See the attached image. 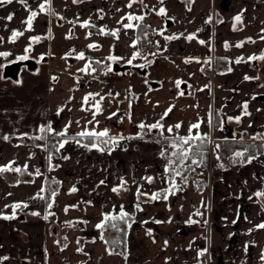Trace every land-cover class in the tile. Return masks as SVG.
Returning a JSON list of instances; mask_svg holds the SVG:
<instances>
[{
  "label": "crops",
  "instance_id": "crops-1",
  "mask_svg": "<svg viewBox=\"0 0 264 264\" xmlns=\"http://www.w3.org/2000/svg\"><path fill=\"white\" fill-rule=\"evenodd\" d=\"M42 3L43 12L39 8ZM129 3L130 0H26L25 5L13 0L1 7L15 10L18 15L10 29H24L30 35L26 43L12 46L0 33V52L11 53L0 57V64L27 55L36 60L37 67L27 68L23 74L20 68L17 80L4 76L5 67L0 69L4 77L0 79V166L11 163L22 170L0 174V215H12L11 205L15 203L28 205L16 210L15 219L0 218V264H264V229L255 227L264 222V197L255 196L264 191V151L250 156L254 157L250 163L248 158L235 156L236 152L244 153L243 146L231 151L230 162H224L221 154L223 140L243 141L255 136L264 144V60H248L264 53V0H164L163 4L160 0H135L131 8L127 7ZM161 7L167 16L157 14ZM32 11L38 15L32 30L26 31L22 21ZM242 11V22H234L233 18ZM129 15L144 18L129 21ZM209 16L211 23L206 22ZM85 21L88 27H82ZM127 23L134 27H123ZM102 29L118 30V38L102 34ZM152 29H157L160 36L155 53L148 56L138 44ZM173 34L180 38H164ZM190 34L194 39L189 41L186 37ZM34 36L41 37L40 41L29 42ZM225 42L230 45L227 49ZM239 42H244L242 47L235 46ZM30 43L31 49L25 53ZM90 44L99 47L89 48ZM81 51L85 58L77 59ZM135 52L140 55L130 67L115 72L111 80L94 75L106 72V65L128 64ZM109 56L121 59L111 61ZM215 56L219 68L210 75L204 63L212 64ZM238 57H243L244 62L235 63ZM89 63L96 69L94 73L79 71ZM79 74L90 76L81 80ZM246 75L258 79L245 80ZM178 80L184 82L179 88ZM89 93H99L95 97L103 108L96 116L99 124L88 123L94 109L82 110L93 103L90 99L88 105L82 104ZM245 102L251 115H242ZM169 107L172 111L161 119ZM59 109L63 110L57 114ZM217 114L220 125L216 127ZM237 116L241 117L239 123L228 119ZM157 121L164 129L153 131L165 136H188L189 126L199 123V129H193L191 135L206 134L213 139L211 145L219 146L216 154L210 151L208 167L209 174L214 172L216 176L210 175L206 181V173L202 177L194 170L190 188H185L183 179L177 176L175 181L182 191L166 201H150L151 193L169 186L170 173L165 168L170 158L166 153L160 155L168 149V142L143 138L141 141L150 145L136 157L138 146L132 143L138 141L136 138L120 141L126 153L111 145H101L104 151L89 150L75 141L51 152L48 142L4 139L10 134L39 135L41 126L48 125L54 130L51 133H58L69 124V137H75L85 127L96 131L106 128L113 137H136L149 131L137 125ZM177 123L181 124L179 129L167 132ZM77 139L81 144L89 143ZM29 173L32 177H20ZM149 176L154 178L151 183L145 179ZM121 179L127 182V191L114 193L112 188ZM102 180L104 184H100ZM42 187L44 191L40 192ZM73 187L76 192H70ZM138 188L148 194L139 197L142 211L135 207ZM53 191L57 192L55 197L51 196ZM121 206L129 213L128 223L132 225L125 253L112 250L96 228L105 214H116ZM197 210L203 217L194 215ZM189 217L201 222L188 224ZM204 220L208 222L206 226ZM88 234L95 238H87ZM205 248V255L198 256V251Z\"/></svg>",
  "mask_w": 264,
  "mask_h": 264
},
{
  "label": "snow or ice",
  "instance_id": "snow-or-ice-1",
  "mask_svg": "<svg viewBox=\"0 0 264 264\" xmlns=\"http://www.w3.org/2000/svg\"><path fill=\"white\" fill-rule=\"evenodd\" d=\"M19 2L21 4H25L26 5V0H19ZM77 2H82V0H73V3H77ZM135 0H130V3L127 5V7L131 8L132 7V3H134ZM161 4H163L164 0H160ZM192 3L195 2V0H191ZM13 3V0H0V5H3V4H11ZM45 3H50V0H45ZM39 8H40V11L43 12L45 11V4L42 3L39 5ZM189 10H191L189 8ZM102 11V10H101ZM54 14V13H53ZM158 15H162V16H167V11L165 8L161 7L159 9V12L157 13ZM38 13L36 11H32L30 13V15L27 17L26 20L22 21L23 24L26 25V28L25 30L26 31H30L32 30V25H33V21L34 19L37 17ZM242 16H243V11L239 14H237L233 20L234 22H242ZM143 16H134V15H129L127 16V19L129 21H132V20H143ZM6 19L8 21H11L13 19V14H9ZM207 23H211V16L208 17ZM222 22V21H221ZM89 26V22L85 21L83 24H82V27H88ZM123 27L125 28H133L134 25L132 23H127V24H123ZM233 29L235 30V23L233 25ZM102 34L104 35H111L113 37H116L118 38V30L116 31H111V32H104L103 29L101 30ZM24 35V31H21V30H12V33H11V36L9 37V40L11 42H15L16 39L20 36H23ZM161 35H163V33H161ZM180 35H183L182 33ZM180 35H176V34H173L172 36H166L164 37L166 40H173V39H179L180 38ZM70 38V37H69ZM262 39H264V37H261ZM41 39V37L39 36H34V37H31L30 38V41L31 42H39ZM186 39H188L189 41L194 39V34H190L186 37ZM251 38H249L250 40ZM3 40V37H0V41ZM199 43L201 44H204L206 43L204 40H200ZM243 43L244 42H239L237 43L235 46L236 47H242L243 46ZM230 45L225 42V48L227 49ZM89 48H97L99 47L98 45L96 44H90L88 45ZM133 47H135V42L133 44ZM31 49V43L29 45V47H26L25 48V53H28ZM11 53L9 52H0V57H8L10 56ZM139 54V52H135L132 56L131 59H129L127 62L128 64H131L132 63V60L135 59ZM29 57L27 55H22V56H19L16 58L17 61H23V60H27ZM77 59H84V53L81 51L78 53ZM41 60L43 59V56H41L40 58ZM108 60H111V61H117L119 59H121L120 57H116V56H109L107 58ZM190 59H194V58H189ZM189 60H186L185 62H189ZM248 60L249 61H252V60H264V53H261V55L259 56H256V55H253L251 57H248ZM39 62V61H38ZM197 62H199V60H197ZM241 62H244V58L243 57H238L236 60H235V63L239 64ZM97 64L100 63V61H97L96 62ZM145 65H139V67H144ZM5 67V65H2L0 64V69H3ZM89 70H91V72H95L96 69L91 67V64H86L85 67L83 69H80L79 71H82V72H85L86 74L89 72ZM232 69L229 68L228 71H231ZM113 71L111 65H106V72L104 73L105 75L107 74V72H111ZM4 78L3 76H0V79ZM53 79H56L55 77H53ZM245 80H251V79H258V77H249V76H245L244 77ZM15 83H20V81H15ZM181 83H184L183 81H176V86L177 88L180 87V84ZM264 87V86H262ZM99 93H96V94H93V93H89L87 94L84 98H83V101H82V104L83 105H88L89 104V101L90 99L93 101V103L91 104V107L90 108H83L82 107V110L83 111H89L91 109H94V111L92 112V120H90L88 123L89 124H92L93 122H95L96 124H99V121L96 120V116L101 114L102 111H103V108L100 104V101H97L95 99L96 96H98ZM112 94L109 93V96H111ZM118 95V94H117ZM179 95H184V92L181 91L179 93ZM256 97L253 96V99H255ZM104 97L101 96L100 97V100H103ZM242 108H243V113L242 115H251V113L248 112V104L245 102L243 105H242ZM63 109H59L58 110V113L59 114V111H62ZM172 111V107H169L165 113L163 114V116L161 117V119H163L164 116H167L169 112ZM259 111V109H258ZM112 115H116V113H113ZM111 118V117H109ZM130 118V117H129ZM229 120H232V119H235L237 123L240 122L241 120V117L240 116H237V117H228ZM71 123V122H70ZM79 123V122H77ZM222 123V122H221ZM209 125L211 126V119H209ZM70 126L69 125H66L65 126V129L61 132H58V133H55V135L57 136H60L62 137L63 139L58 143V146L57 145H53L52 147L56 150V151H59L60 149H62L65 144L69 143L70 141H75V143H77L78 145H81L82 147L86 148V149H96L98 151H104L105 150V147H101V145H104V146H108V145H111L112 147H115V146H118L119 144V141L121 140H124V139H134V138H142V136H140L139 134L136 136V137H124L123 135H120L118 137H112L109 135V130L108 129H104L103 131H96L94 128L89 130L87 127H85L82 131H80L79 133L76 134L75 137H69L67 135V129L68 127ZM138 128L140 129H145L147 128L149 131H152L154 129H160V130H163L164 129V125L160 122V121H157L156 123H153V124H145V123H140L139 125H137ZM181 127V124L180 123H177L175 124L174 126H170L167 128V132L169 133H172L174 128L175 129H179ZM200 127V124L199 123H194V124H191L189 126V133L190 135L188 136H184V137H176L173 139L172 143H171V148L173 149L172 153H171V156L173 157H177V160H169L168 162V166H166L165 168V172H169L170 173V178H169V186L167 188H164V189H161L160 191H156V192H153L151 193V195L148 197V199L150 201H157V200H160V199H163V200H167L168 197L170 195H175L177 192L179 191H182V188L180 187L179 184L176 183L175 181V177L179 176L183 179V181L186 183L187 182V177L183 176V172L181 170V168L183 167L185 161H187L191 154H192V149L191 147H184L185 145H189L190 144V141L192 140H201V141H204L207 139L206 137V134L204 136H201V135H196V136H193L191 135V132L193 129H199ZM40 131L41 132H53L54 130L52 129L51 125H48L47 127H44V126H41L40 128ZM162 134V133H161ZM77 137L79 138H86L89 140V143H84V144H81V140L80 139H77ZM106 138V139H105ZM5 140L8 139L7 136L4 137ZM35 139H44L43 136H38V137H35ZM217 147H219L217 145ZM111 151V148H109V152ZM161 156H164L165 155V152H161L160 153ZM202 155V154H201ZM244 153L243 152H236L235 153V156L236 157H239V158H243L244 157ZM69 157H64V159H68ZM254 157H248L247 159V162L250 163L251 160L253 159ZM219 159V157H218ZM51 160H52V155H49L48 156V161H49V170H52V165H51ZM191 163L192 164H200L202 163V159L200 161L196 160V159H192L191 160ZM179 165L180 167H173V165ZM220 167H223V165H220ZM27 169V165L24 166V170ZM7 171H15V172H21V168L17 167V168H13L11 163L8 164V165H4V166H0V173H4V172H7ZM36 175H40V171L39 169L36 170ZM145 179L147 180L148 183H151L152 180L154 179L153 177H145ZM55 183V181H53ZM105 181H100V184H104ZM126 181L121 179V182L118 186L116 187H113L112 188V191L114 193H117L119 194V192L121 190H124V191H127V188H126ZM44 191V188L42 187L40 189V192H43ZM77 189L75 187L71 188L70 189V192H76ZM57 195V192L53 191L51 193V196L52 197H55ZM141 195H148L147 193H143L140 191V189L138 188L137 189V203L135 205L136 209L138 211H142L143 209L141 208L140 206V202H139V197ZM39 196V194H38ZM255 196L257 197H264V191H258L255 193ZM40 199H44L43 196H39ZM147 202V201H146ZM87 203H91L90 201H88ZM53 206V203H49L48 204V208L51 209ZM202 206H203V203H202ZM7 207V206H6ZM12 207V210H13V214L12 215H8V216H3V215H0V218H3V219H15V212L17 209H20V208H27L28 205L26 203H22V202H18V203H15L13 205H11ZM72 207H75V206H72ZM68 208L66 207L65 208V211L67 212ZM33 215H39V213L37 212H34L32 213ZM50 215H54V213H49ZM194 215L196 216H200V217H203V213L200 212L199 210H197ZM48 217L45 216L44 219H47ZM129 213H127L126 211H124V208L123 206H121L120 208V212H119V215L118 216H112V215H109V214H105L103 216V219L102 221L96 225V228L97 229H100L101 230V233L103 232L106 224L111 221V220H116V219H119L121 221H124L127 223L128 219H129ZM134 222V220H133ZM155 223H161V221L159 220H155L154 221ZM168 222H171L170 220ZM201 221H197V220H193L191 217H189L188 221H186V223L188 224H194V223H200ZM86 223V222H84ZM144 223H147V221H145ZM207 221L204 220L203 221V224L206 226L207 225ZM233 223H235V221H233ZM112 227H115V225H111ZM127 226L128 228H131V223H127ZM257 229H264V222H261L260 224H257L255 226ZM252 229L249 230V232H251ZM151 230L148 231V235H151ZM65 239H67L65 237ZM100 239L103 240V235L101 234L100 236ZM94 242V241H93ZM77 243H79V241H77ZM165 244H167V241H165ZM67 245H65L66 247ZM245 250H247V245L245 246ZM77 251H83L82 248H78ZM207 252V249H203V250H199L198 251V256H203L205 255V253ZM109 254H112L111 252H109ZM127 257L125 256V259ZM4 259H7V257H5ZM261 259L264 260V253H262L261 255Z\"/></svg>",
  "mask_w": 264,
  "mask_h": 264
},
{
  "label": "trees",
  "instance_id": "trees-1",
  "mask_svg": "<svg viewBox=\"0 0 264 264\" xmlns=\"http://www.w3.org/2000/svg\"><path fill=\"white\" fill-rule=\"evenodd\" d=\"M213 63H204V70L212 75L213 72H215L219 67H218V57H214L213 59ZM215 126H219L220 125V116L217 114L216 116V122H214ZM150 132L152 133L153 137L158 139L159 141H161L162 143H171L173 141L174 138L176 137H184V136H165L162 134L157 133V131H145V133ZM1 133V132H0ZM110 136H115L113 134H109ZM38 136H43L44 139H35V137ZM144 136V135H142ZM49 137V139H48ZM207 139L204 141L201 140H192L190 141L189 145H185L184 147H191L192 149V154L190 156V158L186 161L191 163L192 159H196L198 161H200L202 159V163L196 165L199 168H208L209 167V163H210V151H211V137L206 136ZM8 138L10 140H12L13 142H18V141H28V142H42V143H46L47 139H48V147L49 150L51 152H56V150L52 147L53 145H57L59 143V140L62 138L60 136L55 135V133H47L45 132H41L39 135H13L10 134L8 135ZM84 140L89 141L86 138H83ZM222 146L223 149H229L230 151H232L234 148L239 147V146H243L244 147V159H247L248 157L256 154V153H260L264 151V144L260 142V140H257V138L255 136H251V137H245L244 140L242 141H235V140H223L222 141ZM173 149H166L165 153L167 152L168 155H166L168 158H170L169 153L172 152ZM202 154V155H201ZM221 154H223V150H221ZM171 160V159H170ZM174 160H177V157H174ZM193 166V165H192ZM173 167H180L178 164L177 165H173ZM199 170V169H198ZM8 172H4V173H0V174H5L8 175ZM10 178H14L16 179L15 176L9 175ZM21 178H30L32 177V175L26 174V175H22L20 176ZM201 184V183H200ZM199 187H201V185H199ZM47 195L49 197L50 195V191H47ZM120 212V211H119ZM119 212H117L116 214H113L112 216H118ZM130 217V215H129ZM131 218V217H130ZM130 218L128 219V221L130 220ZM127 221V223H128ZM127 223L124 221H121L119 219L116 220H111L109 221L104 230H103V235L107 240L108 246L114 250V251H119L122 253L126 252V244H127V233H128V226ZM115 225V227H112L111 225ZM87 238L89 239H94L95 235L94 234H88Z\"/></svg>",
  "mask_w": 264,
  "mask_h": 264
},
{
  "label": "rangeland",
  "instance_id": "rangeland-1",
  "mask_svg": "<svg viewBox=\"0 0 264 264\" xmlns=\"http://www.w3.org/2000/svg\"><path fill=\"white\" fill-rule=\"evenodd\" d=\"M2 6H4V4L3 5H0V10H1V7ZM9 14H13V19L11 20V21H8L7 19H6V17L9 15ZM17 13H16V11L15 10H10V11H7V10H1L0 11V33H2L4 36H5V38L7 39V41H8V43L10 44V45H16V46H21V44H24V43H26L27 41H28V38H29V35H30V33L29 32H24V35L23 36H20V37H18L17 39H16V41L15 42H11L10 40H9V37L11 36V33H12V30H14V29H10V27L12 26V25H14L15 23H16V21H17V19H18V15H16ZM30 14H28V16H29ZM15 30H19V29H15ZM21 31H24V29H20ZM29 42H31L30 40H29ZM27 70V67L26 66H23V68H22V71H21V73L23 74L25 71ZM142 135H144V136H142V138H136L138 141L137 142H132L133 144H136L138 147H137V152H136V157H138V155L140 154V151H142V148L143 147H147L148 145H150L149 143H143L141 140L143 139V138H145V139H153L152 137V133H141ZM181 136H183V135H181ZM133 137V136H132ZM48 139H49V137H48ZM48 139H47V142H48ZM133 140H135V139H133ZM172 143V142H171ZM171 143H167V145H166V147H168V148H170V149H172L171 148ZM153 144H154V142H153ZM123 146V145H122ZM165 146H164V148H166ZM212 152L214 153V154H216L217 152H218V147H217V144L216 143H214V144H212ZM116 148L119 150V152H124L125 150H124V148L123 147H121L120 146V141H119V144H118V146H116ZM141 148V149H140ZM124 153H126V152H124ZM171 153L172 152H170L169 153V155H170V159L171 160H174V157L173 156H171ZM166 155H167V152H166ZM193 165V166H192ZM175 166V165H174ZM217 168V167H216ZM199 169V170H198ZM181 170L182 171H185V173L186 174H183V176H185V177H187V182L185 183L184 182V187L185 188H190L191 187V185H193V182L190 180V176H191V172L192 171H194V170H198V172H200V174H201V176L203 177V175H204V173H206L205 175H206V181L207 180H209L210 178H211V176L212 177H214V176H216V175H214V172H213V175H212V173H210L209 174V169L208 168H202V167H198V166H196L195 164H192V163H189V162H186L185 161V163H184V165H183V167L181 168ZM211 175V176H210ZM213 179V178H212Z\"/></svg>",
  "mask_w": 264,
  "mask_h": 264
},
{
  "label": "built area",
  "instance_id": "built-area-1",
  "mask_svg": "<svg viewBox=\"0 0 264 264\" xmlns=\"http://www.w3.org/2000/svg\"><path fill=\"white\" fill-rule=\"evenodd\" d=\"M160 36V33L157 29H152L147 37L142 38L139 41V48L143 52H145L148 56H152L156 51V45H157V38ZM105 72H98L94 75L101 79V80H111L115 76V72H107V74H104ZM90 75H81L79 74L78 77L81 80H87ZM223 160L225 162H229L232 159V152L229 149H223Z\"/></svg>",
  "mask_w": 264,
  "mask_h": 264
},
{
  "label": "water",
  "instance_id": "water-1",
  "mask_svg": "<svg viewBox=\"0 0 264 264\" xmlns=\"http://www.w3.org/2000/svg\"><path fill=\"white\" fill-rule=\"evenodd\" d=\"M23 64H26L28 69H35L37 67V62L33 58H28L27 60L23 61L14 60L5 65L4 76L17 80L19 78L20 68ZM129 67L130 64L120 65L119 63H114L112 69L115 72H124Z\"/></svg>",
  "mask_w": 264,
  "mask_h": 264
},
{
  "label": "flooded vegetation",
  "instance_id": "flooded-vegetation-1",
  "mask_svg": "<svg viewBox=\"0 0 264 264\" xmlns=\"http://www.w3.org/2000/svg\"><path fill=\"white\" fill-rule=\"evenodd\" d=\"M23 66H26V64H23V65L21 66V68H22ZM26 67H27V66H26Z\"/></svg>",
  "mask_w": 264,
  "mask_h": 264
}]
</instances>
